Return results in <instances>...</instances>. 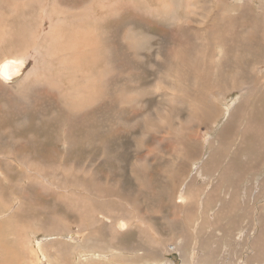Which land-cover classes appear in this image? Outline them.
<instances>
[{
    "label": "rangeland",
    "instance_id": "1",
    "mask_svg": "<svg viewBox=\"0 0 264 264\" xmlns=\"http://www.w3.org/2000/svg\"><path fill=\"white\" fill-rule=\"evenodd\" d=\"M10 1L0 6V31L11 30L0 39V63L28 59L11 83L0 75V264H264V244L253 245L264 229V76L251 72L264 57L248 56L256 47L251 28L260 26L264 41V0H223L222 21L206 12L219 10L218 0H136L134 10L107 15L102 0L87 7L85 0ZM246 4L255 19L261 15L253 27L232 22ZM51 15L68 24L47 39ZM91 32L103 34L98 55L115 53L114 71L106 60L93 63L84 40ZM174 42L191 57L214 58L174 75ZM203 42L212 43L209 55L198 53ZM226 42L234 47L228 52ZM163 56L171 59L163 67L170 75L159 74ZM191 68L197 73L190 77ZM92 85L98 101L81 115L83 90ZM202 86L213 91L202 94ZM122 93L130 103H119ZM202 95L215 113L190 119L186 100ZM176 106L171 116L167 109Z\"/></svg>",
    "mask_w": 264,
    "mask_h": 264
},
{
    "label": "bare ground",
    "instance_id": "2",
    "mask_svg": "<svg viewBox=\"0 0 264 264\" xmlns=\"http://www.w3.org/2000/svg\"><path fill=\"white\" fill-rule=\"evenodd\" d=\"M26 1H28V0H26ZM38 2L40 1V0H37ZM54 1V0H53ZM99 1H101V0H99ZM98 1V2H99ZM102 1H104V2H102L101 4H100V6H99V8H100V12H101V14L103 13H105L106 14V12H111V11H116L115 12V14L116 13H119V12H117V10H121L122 11V13L124 12V11H129V10H134V4H135V2H136V0H102ZM148 0H142L141 2L142 3H146ZM172 1V0H171ZM177 1V0H176ZM222 1L223 0H218V1H216L215 3H216V5L217 6H219V10H217L216 11V9H215V7H213V8H210L209 9V11H206V12H208V13H210V15H209V17L211 18V19H213V20H220V21H222V17L221 16H219V14H220V12L221 13H226V10L229 8V6L227 5V2L225 3L224 2V4L222 3ZM8 2H11L10 0H0V6L1 5H7V3ZM34 2H35V0H34ZM52 1H50V3H51ZM72 2V1H71ZM92 2H94V0L93 1H91L90 3H88V0H85V2H84V6L83 7H87V5H90ZM167 2V1H166ZM245 2V1H244ZM256 2V1H255ZM12 3V2H11ZM14 3V2H13ZM18 2H16L14 5H16ZM60 2H58V4H59ZM62 3V2H61ZM95 3V2H94ZM150 3V2H149ZM159 3V2H158ZM162 3V2H161ZM178 3V2H177ZM198 3V2H197ZM200 3V2H199ZM247 3V2H246ZM65 4V3H64ZM151 4H153V3H151ZM150 4V5H151ZM172 4V3H171ZM184 4V3H183ZM262 4V3H261ZM13 5V4H12ZM33 5V4H32ZM34 5H36V4H34ZM38 5V4H37ZM44 5V4H43ZM48 5V3H46L45 4V7ZM57 5V4H56ZM62 5V4H61ZM147 5V4H146ZM174 5V4H173ZM172 5V6H173ZM189 5V4H188ZM203 5V4H202ZM215 5V6H216ZM250 5V4H249ZM249 5H245V7L241 10L240 9V11L238 12V14L237 15H235V19L232 21L234 24H238V25H240L238 22H237V20L238 19H241L243 22H247V20H249V21H251V23H252V27L254 26V25H257V24H259L260 23V20H262L259 16H261V15H257L258 16V18L257 19H255L252 15H251V12H253V9L252 8H250V6ZM25 6V5H24ZM63 6V5H62ZM176 6V5H175ZM174 6V7H175ZM192 6V5H191ZM231 6V5H230ZM257 6V5H256ZM23 7V6H22ZM65 7V6H64ZM66 7H68V6H66ZM75 7V6H74ZM80 7V6H79ZM142 7V6H141ZM153 7V6H152ZM156 7V6H155ZM158 7V6H157ZM156 7V8H157ZM171 7V6H170ZM186 7V6H185ZM203 7H205V6H203ZM11 8H12V6H11ZM61 8V7H60ZM92 8V7H91ZM147 8H149V7H147ZM151 8V7H150ZM160 8V7H159ZM162 8V7H161ZM242 8V7H241ZM254 8V7H253ZM21 9V8H20ZM23 9H25L26 11H27V9H28V6L26 5L24 8H22V10ZM52 9H53V6H52ZM57 9V8H56ZM71 9H73V7L71 8V7H69L68 9H66V11H65V14H68L69 15V13L68 12H70L71 11ZM82 9V8H81ZM88 9V8H87ZM136 9V8H135ZM152 9V8H151ZM154 9V8H153ZM194 9V8H193ZM237 9V8H236ZM44 10V9H43ZM50 10V9H49ZM78 10V9H77ZM77 10H76V12H77ZM86 10V9H85ZM91 10H93V9H91ZM90 9H89V11H91ZM97 10V9H96ZM143 10V9H142ZM197 10V9H196ZM223 10H225V11H223ZM260 10H262V8L260 9ZM12 11V10H11ZM14 11V10H13ZM18 11H20V10H18ZM52 11V10H51ZM94 11V10H93ZM144 11V10H143ZM154 11H155V9H154ZM194 11V10H193ZM192 11V12H193ZM38 12V11H37ZM57 12H58V10H57ZM56 12V13H57ZM63 12V11H62ZM95 12V11H94ZM130 12V11H129ZM197 12V11H196ZM199 12V11H198ZM205 12V13H206ZM11 13V12H10ZM15 12H13V14H14ZM21 13V12H20ZM25 13V11L23 12V14ZM36 13V12H35ZM34 13V14H35ZM121 13V14H122ZM191 13V12H190ZM189 13V14H190ZM30 14V13H29ZM28 14V15H29ZM32 14V13H31ZM33 14V15H34ZM38 14V13H37ZM43 14V13H42ZM57 14H59V13H57ZM79 14V13H78ZM77 14V15H78ZM83 14V13H82ZM81 14V15H82ZM85 14V13H84ZM124 14V13H123ZM122 14V15H123ZM207 14V13H206ZM253 14H254V12H253ZM16 15V14H15ZM22 15V13L20 14V16ZM28 15H26V16H28ZM71 15H74V14H72L71 13ZM99 15V14H98ZM107 15V14H106ZM110 15H113V13L112 14H110ZM143 15V14H142ZM200 15V14H199ZM19 16V18H21ZM24 16V15H23ZM26 16H24V17H26ZM38 16V15H37ZM101 16V15H100ZM103 16V15H102ZM118 16V15H117ZM121 16V15H120ZM135 16H136V14H135ZM148 16V15H147ZM219 16V17H218ZM6 17V16H5ZM9 17V16H8ZM15 17V16H14ZM17 17H18V15H17ZM40 17V16H39ZM78 17H79V15H78ZM114 17H115V15H114ZM114 17H112V18H114ZM152 17V16H151ZM176 17V16H175ZM228 17V16H227ZM264 17V16H263ZM262 17V18H263ZM13 18V17H12ZM67 18L68 17H64V18H62V17H59L57 20L56 19H53V16L51 15V16H49L48 17V23H49V28H48V33H47V35L45 36V38H49V37H57L58 36V34L59 33H55L54 32V30H55V28H57L58 27V25L61 23H66V21H67ZM74 18H75V15H74ZM89 18V17H88ZM94 18V17H93ZM101 18H103V17H101ZM107 18H108V16H107ZM225 18V17H224ZM229 18H230V16H229ZM28 19V18H27ZM36 19V18H35ZM104 19V18H103ZM139 19V18H138ZM231 19V18H230ZM2 20V19H1ZM19 20V19H18ZM21 20H23V18H21ZM31 20V19H30ZM56 20V21H55ZM75 20V19H74ZM83 20V19H82ZM93 20V19H92ZM109 20H110V18H109ZM142 20V19H141ZM224 20H226V19H224ZM25 21V20H24ZM29 21V20H28ZM94 21V20H93ZM92 21V22H93ZM108 21V20H107ZM143 21H144V19H143ZM2 22H3V20H2ZM23 22V21H22ZM82 22V21H81ZM98 22V21H97ZM106 22V21H105ZM121 22V21H120ZM178 22V21H177ZM240 22V21H239ZM243 22H241L242 24H243ZM9 23V22H8ZM25 23H26V21H25ZM174 23V22H173ZM189 23V22H188ZM219 23V22H218ZM2 24V23H1ZM27 24H29V23H27ZM30 24H32V23H30ZM66 24H68V23H66ZM70 24V23H69ZM76 24V23H75ZM87 24H88V22H87ZM98 24V23H97ZM106 24V23H105ZM245 24V23H244ZM20 25V24H19ZM19 25H18V27H19ZM45 25V24H44ZM133 25V24H132ZM2 26V25H1ZM13 26V25H12ZM21 26V25H20ZM43 26V25H42ZM81 26H83V25H81ZM95 26V25H94ZM121 26V25H120ZM120 26H119V28H120ZM242 26V25H241ZM247 26V25H246ZM85 27V26H84ZM87 27V26H86ZM93 27V26H92ZM98 27V26H97ZM235 27V26H234ZM233 27V28H234ZM259 27L260 26H256V27H254V28H251V37L248 39V40H251V42H253L255 45H256V47L254 48V49H252L251 51H249V53H248V56L250 57V58H253L255 61H257L258 59H260L261 57H264V41L262 40V35L261 36H259ZM261 27H263V26H261ZM33 28V27H32ZM63 28V27H62ZM78 28V27H77ZM80 28V27H79ZM104 28H105V26H104ZM118 28V29H119ZM40 29V28H39ZM75 29H76V26H75ZM86 29V28H85ZM129 29V28H128ZM132 29V28H131ZM131 29H129V31L131 30ZM172 29V28H171ZM82 30V29H81ZM117 30V29H116ZM47 31V30H46ZM79 31V30H78ZM100 31V30H99ZM174 31V30H173ZM198 31V30H197ZM205 31V30H204ZM235 31V30H234ZM45 32V31H44ZM114 32V31H113ZM121 32V31H120ZM135 32H137V31H135ZM181 32H183V31H181ZM222 32V31H221ZM11 33V30H8V29H6L5 30V28H3L2 29V31H0V39L1 40H5L6 38H8V36H9V34ZM78 33V32H77ZM103 33V32H102ZM130 33V32H129ZM231 33V32H230ZM75 34V33H74ZM79 34V33H78ZM107 34V33H106ZM110 34V33H109ZM114 34V33H113ZM117 34V33H116ZM132 34V33H131ZM173 34V33H172ZM40 35H41V33H40ZM87 35V38L86 39H84V40H86V42H88V44H86V46L87 47H89V46H91L92 48H91V51H90V54H91V58H92V60H93V63L95 64V65H97L100 61H102V60H106V64L104 65L105 66V68H107V70H108V72H109V70H113V69H115L116 68V66H117V60H116V57H115V53L113 52V50L111 49V48H108L107 50H103V52L101 53V54H99L98 55V51H99V43H100V40L102 39V35H101V37H99L97 34H95V33H88V34H86ZM111 35H112V33H111ZM119 35V34H118ZM216 35V34H215ZM219 35V34H218ZM82 36H83V33H82ZM116 36V35H115ZM133 36V35H132ZM136 36H137V34H136ZM182 36V35H181ZM207 36H208V33H207ZM232 36V35H231ZM230 36V37H231ZM253 36L255 37V39L256 40H252L253 39ZM85 37V36H84ZM83 37V38H84ZM130 37H131V35H130ZM163 37V36H162ZM220 37V36H219ZM13 38V37H12ZM35 39L34 40H38V38H36V37H34ZM42 38V37H41ZM59 38H60V36H59ZM80 38V37H79ZM128 38V37H127ZM14 39V38H13ZM46 39V40H47ZM105 39V38H104ZM117 39V38H116ZM128 39H130V38H128ZM208 39V38H207ZM206 39V40H207ZM42 40H44V39H42ZM41 40V41H42ZM60 40V39H59ZM58 40V41H59ZM103 40V39H102ZM228 40V39H227ZM139 41V40H138ZM232 41V43H233V40H230V42ZM51 42H53V41H51ZM56 42V41H55ZM106 42V41H105ZM108 42V41H107ZM122 42V41H121ZM128 42H129V40H128ZM48 43V42H47ZM54 43V42H53ZM84 43H85V41H84ZM113 43V42H112ZM131 43V42H130ZM129 43V44H130ZM165 43V42H164ZM185 43V42H184ZM211 43V42H210ZM210 43H208V42H203V44L201 45V47H200V50H199V54H203V55H209V51H211L210 49H211V46H210ZM37 44V43H36ZM82 44V43H81ZM103 44H104V42H103ZM107 44V43H106ZM146 44V43H145ZM212 44V43H211ZM219 44H220V41H219ZM85 45V44H84ZM102 45V44H101ZM120 45V44H119ZM131 45V44H130ZM140 45V44H139ZM138 45V46H139ZM231 45V44H230ZM229 45V43L228 42H226V43H222V47H225L227 50H226V52H228L229 50H231V48H234L232 45H231V48L229 47L230 46ZM36 46V45H35ZM56 46V45H55ZM113 46H115V45H113ZM125 46V45H124ZM162 46L164 47L165 45H163L162 44ZM187 46H190V45H187ZM83 47V46H82ZM102 47V46H101ZM185 47V44H181V43H178V42H174V45H173V48H172V50H170L169 52L171 53V52H173V51H179V53L174 57V63H175V68H174V70H173V72L174 73H172V74H174L175 75V73H177L179 70H181V69H185L186 67H187V65L189 64V63H192V64H194V65H197V64H199V65H201V68H203V67H205V66H207V64L210 62V60H212L213 58H214V56L213 55H210L209 57H206V58H199V57H191V56H189V54H188V51H186V52H184V48ZM35 48V47H34ZM104 48H105V46H104ZM130 48V50H131V47H129ZM170 48V47H169ZM190 48V47H189ZM76 49V48H75ZM90 49V48H89ZM120 49V48H119ZM122 49V48H121ZM120 49V50H121ZM126 49V48H125ZM128 49V48H127ZM215 49V48H214ZM135 50V49H134ZM31 51V50H30ZM101 51V50H100ZM28 52V51H27ZM122 52V51H121ZM234 52V51H233ZM31 53V52H30ZM137 53V52H136ZM120 54V53H119ZM138 54V53H137ZM211 54H214V53H211ZM238 54V53H237ZM34 55V54H33ZM195 55V54H194ZM76 56V55H75ZM89 56V55H88ZM26 56L24 55V56H19V57H16V56H14V57H8V58H6L5 60H4V62H2V63H0V75L4 78V79H6V80H8V81H6L7 83H11L12 81H14V79L15 78H17V77H19V75H20V70L27 64V59L28 58H25ZM103 57V58H102ZM164 57V56H163ZM79 58V57H78ZM84 58V57H83ZM243 58V57H242ZM30 59V58H29ZM31 59H32V57H31ZM74 59V58H73ZM80 59V58H79ZM82 59V58H81ZM134 60L136 59V58H133ZM33 61V60H32ZM61 61V60H60ZM171 62V59L170 58H168V56H165L162 60H159V64H162V69H161V71H159L160 73L159 74H166V75H170V72H168V71H165L164 70V66L166 67V65L168 64V63H170ZM29 63V62H28ZM88 63V62H87ZM105 63V62H104ZM103 63V64H104ZM133 63V62H132ZM38 64V61L36 60V63H35V66ZM47 64H49V63H47ZM46 64V65H47ZM45 65V66H46ZM62 65V64H61ZM99 65V64H98ZM120 64H118V66H119ZM154 65V64H153ZM221 65H223L222 64V62H221ZM29 66V65H28ZM84 66V65H83ZM82 66V67H83ZM25 67H27V66H25ZM57 67V66H56ZM59 67H60V65H59ZM81 67V66H80ZM97 67V66H96ZM121 67V66H120ZM263 67V69H261ZM48 68V67H47ZM50 68V67H49ZM119 68V67H118ZM223 68V67H222ZM93 69V68H92ZM101 69V68H100ZM99 69V70H100ZM199 69V68H198ZM35 70V68H33L32 69V71H34ZM91 70V69H90ZM96 70V69H95ZM169 70V69H168ZM48 71V70H47ZM102 71V70H101ZM114 71V70H113ZM170 71V70H169ZM190 72H192V74L190 75V77L192 76V75H194L195 73H197V70L194 68V69H192L191 68V70H189ZM61 72V71H60ZM102 72H104V71H102ZM108 72H105V74L106 73H108ZM112 72V71H111ZM120 72V71H119ZM126 72V71H125ZM180 72V71H179ZM251 72L252 73H255V72H258L259 74H263V76H264V61L263 62H261L260 64H254L253 65V67H252V70H251ZM82 73V72H81ZM94 73V72H93ZM182 73V72H181ZM216 73V72H215ZM240 73V72H239ZM22 74H24V73H22ZM111 74V73H110ZM109 74V75H110ZM158 74V75H159ZM188 74V73H187ZM186 74V75H187ZM31 75V74H30ZM54 75V74H53ZM59 75V74H58ZM86 75H88V73L86 74ZM91 75H94V74H91ZM90 75V76H91ZM100 75V74H99ZM205 75V74H204ZM45 76H47V74L45 75ZM57 76V75H56ZM113 76V75H112ZM112 76H111V79H112ZM180 76V75H179ZM201 76V75H200ZM27 77V76H26ZM30 77V76H29ZM29 77H27V78H29ZM87 77V76H86ZM105 77H106V75H105ZM107 77H109V76H107ZM119 77V76H118ZM145 77V76H144ZM170 77V76H169ZM169 77H167L166 79H165V81L164 82H166V80L169 78ZM176 77V76H175ZM23 78H25V77H23ZM76 78V77H75ZM98 78V77H97ZM96 78V79H97ZM114 78H116V77H114ZM173 78V77H172ZM179 78V77H178ZM186 78V77H185ZM195 78H197V77H195ZM200 78H202V77H200ZM26 79V78H25ZM61 79V76L59 75V77H58V80L57 81H55V82H58V81H61L60 80ZM85 79V78H84ZM92 79V78H91ZM180 79V78H179ZM88 80V79H87ZM170 80V79H169ZM178 80V79H177ZM200 80V79H199ZM17 81H19V80H17ZM16 81V82H17ZM21 81V80H20ZM25 81V80H24ZM45 81H46V79H45ZM89 81V80H88ZM92 81H93V79H92ZM91 81V82H92ZM115 81H117V80H115ZM114 81V82H115ZM189 81V80H188ZM201 81V80H200ZM49 82V81H48ZM63 82H64V80H63ZM66 82H68V81H66ZM76 82V81H75ZM78 82V81H77ZM90 82V81H89ZM100 82V81H99ZM104 82V81H103ZM113 82V81H112ZM161 82V81H160ZM163 82V81H162ZM168 82V81H167ZM172 82V81H171ZM180 82H182V80H180ZM14 83V82H13ZM19 83V82H18ZM22 83V82H21ZM84 83V82H83ZM107 83V82H106ZM177 83V82H176ZM208 83V79H206L205 80V84H207ZM0 84H1V82H0ZM77 84V83H76ZM100 84V83H99ZM173 84V83H172ZM263 84H264V82H263ZM52 87H53V84H50ZM110 86H111V84H109ZM108 85V86H109ZM115 85L117 86V84L115 83ZM164 85V84H163ZM171 85V84H170ZM177 85V84H176ZM16 86V85H15ZM57 86V85H56ZM59 86H61V85H59ZM67 85H65V87H66ZM75 86V85H74ZM106 86V85H105ZM114 86V85H113ZM165 86L167 87V85H166V83H165ZM98 87V86H97ZM97 87L95 86V85H92V86H90L89 88H86V89H84L83 91H84V93H86L84 96H83V99H82V102H81V108L83 109V111L82 112H80V114L81 115H84L85 113H86V111H85V109L88 107V104H90V105H92V104H94V103H96L97 101H98V98H99V96H98V92H97ZM181 87V86H180ZM189 87V86H188ZM215 87V86H214ZM263 87V86H262ZM54 88V87H53ZM78 88V87H77ZM80 88V87H79ZM99 88V87H98ZM104 88V87H103ZM106 88V87H105ZM168 88V87H167ZM173 88H174V86H173ZM172 88V89H173ZM186 88V87H185ZM218 88V87H217ZM228 88V87H227ZM42 89H43V87H42ZM51 89V88H50ZM76 89V88H75ZM109 89H110V87H109ZM171 89V88H170ZM232 89H234L233 87H232ZM52 90V89H51ZM58 90V89H57ZM188 90V89H187ZM73 91V90H72ZM75 91V90H74ZM98 91H101V90H98ZM180 91V90H179ZM190 91H193V90H190ZM195 91V90H194ZM199 91L203 94V91H213L212 90V86L211 87H205V86H202L200 89H199ZM262 91V90H261ZM79 92V91H78ZM81 92V91H80ZM102 92V91H101ZM200 92H198V95L197 96H199V93ZM218 92H219V90H218ZM70 93H71V90H70ZM106 94V93H105ZM157 94V93H156ZM167 93H165V95H166ZM174 94H175V92H174ZM219 94V93H218ZM76 95V94H75ZM162 95V94H161ZM193 96H194V94H192ZM11 96V95H10ZM106 96H108V95H106ZM105 96V97H106ZM126 96H128V95H126ZM126 96H124V94L122 93V94H120L119 95V99H120V102L119 103H121L122 105H124L125 103L127 104V102L128 103H130L131 102V100H130V97L128 98V97H126ZM185 96V95H184ZM248 96V95H247ZM251 96V95H250ZM133 96H131V98H132ZM181 97V96H180ZM62 98V97H61ZM75 98H76V96H75ZM113 98V97H112ZM115 98V97H114ZM134 98V97H133ZM182 98V97H181ZM224 98V97H223ZM242 98V97H241ZM187 98L186 97H183L182 99H181V101H183V100H186ZM11 100H12V98H11ZM11 100H9V101H11ZM70 100V99H69ZM75 100V99H74ZM107 100V99H106ZM110 101H112L111 99H109ZM118 100V99H117ZM226 100V99H225ZM242 100V99H241ZM244 100V99H243ZM65 101H67L66 99H65ZM186 101H189L188 102V106H186V107H183V108H189L190 110H191V115L189 116V118L190 119H199V117H201V116H208L210 113H211V117L214 115V113H215V110L213 109V104H212V102H211V100L208 98V97H204L203 95L201 96V97H194V99H187ZM186 101H184V102H186ZM14 102V101H13ZM143 102V101H142ZM148 102V101H147ZM69 103V102H68ZM74 103V102H73ZM112 103V102H111ZM141 103V102H140ZM108 106H111V105H108ZM142 106H143V104H142ZM226 106V105H225ZM76 107V106H75ZM92 107H94V106H92ZM130 107H131V105H130ZM145 108H146V105H145ZM183 108H181V109H183ZM203 108V109H202ZM131 109V108H130ZM3 110H5V109H3ZM66 110V109H65ZM74 110V109H73ZM128 110V109H127ZM126 110V111H127ZM140 110V109H139ZM139 110H137V111H139ZM144 110H146V109H144ZM162 110V109H161ZM160 110V111H161ZM167 110H171V111H169L170 113V115L171 116H173L174 114H173V112L175 111V110H180V108L179 107H173V108H170V109H167ZM63 111V110H62ZM75 111V110H74ZM78 111V110H77ZM131 111V110H130ZM134 111V110H133ZM159 111V112H160ZM68 111H66V113H67ZM123 112V111H122ZM153 113V112H152ZM238 113V112H237ZM137 114V113H136ZM157 114V113H156ZM161 114V113H160ZM244 114V113H243ZM76 115V114H75ZM74 114H73V116L72 117H74L75 116ZM133 115V114H132ZM162 116V115H161ZM238 116V115H237ZM159 117V116H158ZM222 117V116H221ZM58 118V117H57ZM66 118V117H65ZM151 118H152V116H151ZM241 118V117H240ZM60 119V118H59ZM62 119V118H61ZM169 119L170 118H166V117H163L162 118V121H163V123L165 124V123H168L169 122ZM66 120V119H65ZM65 120L63 121V122H65ZM68 120H70L69 118H68ZM151 121V120H150ZM62 122V121H61ZM145 124L147 123V121H145L144 122ZM244 123H245V120L243 119V118H241V119H239V127L240 126H242V125H244ZM235 125V124H234ZM74 126V125H73ZM16 127V126H15ZM10 128H12L13 129V127H10ZM236 129H238V127H236ZM251 129V125H249L246 129H245V131H244V134H243V136L247 133V132H249V130ZM236 131V130H235ZM28 133V132H27ZM263 133H264V131H263ZM57 134V133H56ZM66 134V133H65ZM68 134V133H67ZM32 135V134H31ZM242 136V137H243ZM60 137V136H59ZM65 137V136H64ZM65 140L67 141V139L65 138ZM74 140V139H73ZM244 140V139H243ZM65 141V143H67ZM72 141V140H71ZM232 141V140H231ZM59 142V141H58ZM57 142V143H58ZM231 143V142H230ZM230 143H229V146H232V145H230ZM75 144V143H74ZM99 144V143H98ZM36 145V144H35ZM72 145V144H71ZM79 145V144H78ZM100 146V145H99ZM185 146V148H186V150L185 151H187V150H189V148H190V146L189 145H184ZM21 147V146H20ZM29 147V146H28ZM53 147V146H52ZM84 147V146H83ZM101 147V146H100ZM78 148V147H77ZM97 148V147H96ZM188 148V149H187ZM53 149V148H52ZM63 149V148H62ZM74 151V150H73ZM75 152V151H74ZM64 154H65V152H64ZM197 155V154H196ZM17 158V157H16ZM187 158V157H186ZM19 160V159H18ZM68 160V159H67ZM79 160V159H78ZM259 160V159H258ZM263 160V159H262ZM71 162V161H70ZM260 162V161H259ZM189 164V163H188ZM193 164V163H192ZM223 177V176H222ZM225 178V177H224ZM238 179V178H237ZM242 181V179L240 180V182ZM236 182H238V181H236ZM106 183V182H105ZM142 183V182H141ZM221 180H220V182L219 183H217V185L215 186L216 187V189L218 190V191H220L221 190ZM103 184V183H102ZM139 184V183H138ZM224 185V184H223ZM226 186V185H225ZM224 186V187H225ZM226 190V189H225ZM129 193V192H128ZM183 196L184 195H180L179 197H178V200L179 201H181V202H183V200H184V198H183ZM262 229H263V227H262ZM258 233H260L261 235H263V237H264V229H263V231H262V233H261V231L260 232H258ZM260 234L256 237V238H254V243H253V245H256L257 246V244H259V243H262V246H263V244H264V238L262 237V239L261 238H259L260 237ZM77 235V234H76ZM71 236V235H70ZM73 236H71V238H72ZM19 239H20V241H21V239H22V241H24V239H26V238H22V236H19ZM27 242H28V244H30V240H28L27 239ZM79 242V241H78ZM21 244V243H20ZM261 248V247H260ZM257 249V248H256ZM113 250V249H112ZM173 250V249H172ZM39 251H40V249H39ZM175 251V250H174ZM30 255L32 256V257H34V251H33V249H32V247H31V250H30ZM35 253H37V252H35ZM37 255V254H36ZM105 255V254H104ZM99 256V255H98ZM100 257V256H99ZM92 258V257H91ZM102 258V257H101ZM41 259V258H40ZM195 259H197L196 257H195ZM38 260V258L37 257H34V261L36 262Z\"/></svg>",
    "mask_w": 264,
    "mask_h": 264
}]
</instances>
